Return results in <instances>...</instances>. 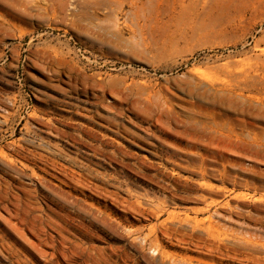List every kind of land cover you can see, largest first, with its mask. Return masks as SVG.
<instances>
[{"label":"rangeland","instance_id":"374dc122","mask_svg":"<svg viewBox=\"0 0 264 264\" xmlns=\"http://www.w3.org/2000/svg\"><path fill=\"white\" fill-rule=\"evenodd\" d=\"M241 99L264 0H0V264H264Z\"/></svg>","mask_w":264,"mask_h":264},{"label":"bare ground","instance_id":"6f19581e","mask_svg":"<svg viewBox=\"0 0 264 264\" xmlns=\"http://www.w3.org/2000/svg\"><path fill=\"white\" fill-rule=\"evenodd\" d=\"M233 105L240 106V108H247V112H251L255 120H261L264 119V103L257 102L251 104L249 100H243L241 99L239 102L234 103ZM109 122H111L108 119Z\"/></svg>","mask_w":264,"mask_h":264}]
</instances>
